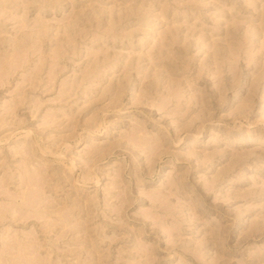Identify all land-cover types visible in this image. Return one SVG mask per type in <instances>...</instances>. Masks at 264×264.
<instances>
[{
	"label": "rangeland",
	"instance_id": "rangeland-1",
	"mask_svg": "<svg viewBox=\"0 0 264 264\" xmlns=\"http://www.w3.org/2000/svg\"><path fill=\"white\" fill-rule=\"evenodd\" d=\"M260 140L264 0H0V264H264Z\"/></svg>",
	"mask_w": 264,
	"mask_h": 264
},
{
	"label": "bare ground",
	"instance_id": "bare-ground-1",
	"mask_svg": "<svg viewBox=\"0 0 264 264\" xmlns=\"http://www.w3.org/2000/svg\"><path fill=\"white\" fill-rule=\"evenodd\" d=\"M260 139H261V138H260ZM260 141H261V143L264 142V140H260ZM260 141H259V142H260Z\"/></svg>",
	"mask_w": 264,
	"mask_h": 264
}]
</instances>
